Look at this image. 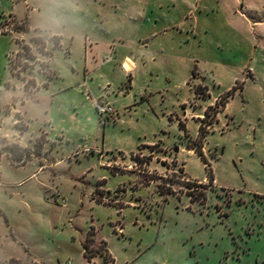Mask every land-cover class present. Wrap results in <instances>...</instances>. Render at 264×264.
<instances>
[{"label":"rangeland","instance_id":"1","mask_svg":"<svg viewBox=\"0 0 264 264\" xmlns=\"http://www.w3.org/2000/svg\"><path fill=\"white\" fill-rule=\"evenodd\" d=\"M131 5L136 8L139 2ZM178 5L187 7V1L178 0ZM164 6L168 13L170 4ZM126 18L127 0H0V85L9 88L0 93V150L19 143L20 137L21 145L33 152L29 160L24 155L16 163L8 154L0 158V264H264V83L247 86L219 122L215 110H210L204 124L208 158L203 153L212 164L211 181L201 158L188 150H203L198 121L189 119L182 129L169 119L189 118L183 116L181 103L195 102L194 92L182 87L185 65L150 66V72L169 71L176 79L155 97L152 91L144 95L139 80L134 92L148 105L131 116L127 113L124 124L110 121L97 130L93 128L97 122L80 127L56 121V132L43 135V105L51 100L44 90L38 94L42 104L30 108L27 121L11 112L12 101L23 88L22 78L29 90L37 85V73L52 74L48 68L52 52L34 42L33 33L24 37L25 28L36 27L46 39L57 35L52 38L55 47L61 38L62 47L53 51L54 71L73 72L86 58L118 82L120 66L112 63L103 70L106 57L114 55L106 48H99L102 55L89 54L90 50L85 54L83 40L88 36L102 41L107 24L100 23L107 22L114 38L144 42L145 32L127 31L122 24ZM196 23L201 26L200 20ZM186 37L182 29H175L156 40L183 43ZM216 38L206 34L202 39L205 50L213 52L209 62L216 60L214 52L220 54L213 45ZM223 77L216 87L209 82L214 95L232 85L235 77L245 81L236 68ZM243 100L249 106L244 107ZM133 139L156 141L161 147L137 152L116 168L106 167L110 156L99 153L103 141L112 150L129 151L135 150ZM38 144L41 149L35 153Z\"/></svg>","mask_w":264,"mask_h":264},{"label":"crops","instance_id":"2","mask_svg":"<svg viewBox=\"0 0 264 264\" xmlns=\"http://www.w3.org/2000/svg\"><path fill=\"white\" fill-rule=\"evenodd\" d=\"M133 1L139 2V6L132 8L131 3ZM186 1L187 7L186 4L184 7L178 5V0H160V2L155 3L156 5L151 4L152 0H127V18L124 19L122 24L127 27V31L132 33L145 32L141 37L146 38V40L139 42V45L137 42H126L114 38L110 23L107 22L100 23L101 26L107 24L106 28L103 29L105 33L102 41L94 37L86 36L84 38L85 54L88 50H90L89 54H93L98 52L99 48H106L109 53L114 55L113 57L109 55L106 57V59L109 57L110 61L104 60L107 65L104 66L103 70H106V66L112 63L120 66L121 78L118 82H115V78L111 74H105L98 67L93 68L90 65L91 61L87 62L86 58L84 66H75L72 68L73 72L66 71V69L62 73L54 71L51 68L55 56L53 51L56 52L58 47H62L61 38L59 37L60 46L55 47L51 44L53 43L52 38L58 37L57 35L52 34L46 39L40 36L36 27L31 26L29 32L23 33L24 37L33 33L30 37L32 40L35 37L46 39V49L52 52L48 67L52 74L49 76L44 72L37 73L35 76L37 85L33 89L27 90L26 80L17 73V76L23 79V88L19 90L18 98L14 97L10 105L11 112L18 114L21 120L27 121L28 114H31L30 108L42 104L38 94L41 90H44L50 92L51 100L48 106L43 105L45 107L41 118L45 126L44 131L41 133L43 135L49 137L56 132V121L61 123L71 121L70 124L75 123L80 127H83L84 123L93 124L97 122L98 127L93 126L97 130L101 125L109 124L110 121L124 124V121H127V113L131 116L136 114L138 108L142 105H148L144 98L139 102V96L134 92V86L137 85L139 80L142 83L144 95L147 96V91H152V96L155 97L161 90L164 91L167 87H170L176 79L169 71L163 70L154 74L148 70L149 67L152 66L150 69L162 68V65L177 63L185 65V69H187L181 83L184 89L194 92L195 102L191 103L190 106L185 100L181 103L183 110L186 111L183 116H189V118L178 117L173 119L168 116L170 121L177 122L179 126L181 123L186 126L189 119L196 120L200 128V123L205 118L206 111L210 107L216 106L227 92L234 87H238L235 96L227 102L225 110H221L218 114L217 122H219L223 113L228 110L231 101L238 95H243L247 86L264 83V0H195V3H193L194 0ZM164 3L170 4L166 8L168 13L164 10ZM194 15V19H197L192 22ZM199 20L201 21L200 27L196 23H199ZM175 29H182V32H185L188 36L184 38L183 43L169 39L166 42L165 39L156 40L174 33ZM190 33L192 35L196 33L197 36L191 39ZM206 34L217 37L213 45L216 44L218 50H220L219 55H215L214 52L216 60H211V62L207 58L208 56L213 57L212 49L206 51L205 43L202 40L206 38ZM208 45L211 44L208 43ZM69 48L68 54L71 55L73 44ZM103 53L104 51H101L97 54L102 55ZM127 65L131 69L127 70ZM235 68L244 75L245 81L237 80L238 78L235 77L232 85H229L224 91L219 90L214 95L209 82L212 80L214 87H216L221 83L222 77L232 74ZM38 74H44L45 77L38 78ZM78 78L80 79L79 83L72 85ZM57 84L59 85L58 88ZM146 87H149V89H146ZM200 87L206 89V97L197 94ZM8 89L6 86L0 85V93ZM22 97H25L24 101H20ZM77 100L80 102L78 103ZM95 101H105L111 104L116 114L102 119L95 109ZM243 101L244 107L249 106L248 101ZM69 102H71L70 107L66 110V103ZM26 128L28 129V126ZM41 134H39V137ZM208 137L207 135L205 142L208 141ZM21 140L22 138L18 137L16 142H19L17 144L23 147L20 143ZM205 142L203 152L208 158ZM131 144L135 150L127 151L126 147L112 150L109 148L108 142L104 140L101 150H99V147L97 149L101 155L110 156L107 159L106 167L111 164L116 168V166L124 164L127 158L137 152H144L154 146L161 147L156 144V141L146 139H133ZM83 146L86 147V145ZM23 148L29 147L24 146ZM86 150H88L87 147ZM188 150L198 155L192 147ZM95 152L93 150V153ZM109 253L111 254L110 251Z\"/></svg>","mask_w":264,"mask_h":264},{"label":"trees","instance_id":"3","mask_svg":"<svg viewBox=\"0 0 264 264\" xmlns=\"http://www.w3.org/2000/svg\"><path fill=\"white\" fill-rule=\"evenodd\" d=\"M25 32H29L30 31V27L28 26L27 28L24 29ZM34 42H42L43 46L46 48V42L40 38V37H35L33 38ZM56 46H60V41L58 42V44H56ZM27 49H29V47H26ZM30 50V49H29ZM42 52V51H40ZM20 55V53H18ZM12 63V61H11ZM13 68V67H12ZM13 70H16L13 68ZM28 88V87H27ZM205 88L200 87L197 91V94L206 97V89L205 92H202V90ZM238 87H234L232 90H230L229 92H227V94L225 96H223V98L221 99V101L223 102L222 105L219 107L218 104L216 105L217 107H219V109H215V106L210 107L207 111H206V116L204 119H202V124L199 128V135L201 136V139L199 141V146H201V148L204 147V142L205 139L207 137V133L208 131L205 130V126L204 124L207 123L208 124V118L211 116V111L210 110H215L216 115H218L221 110H225V107L227 105V102L230 100V98H232L233 96H235L236 92L238 91ZM214 122H209V125H212ZM18 125V124H17ZM181 128L182 129H186L185 124L181 123ZM36 151L35 153H37L38 150L41 149V144H38L36 146ZM156 147V146H154ZM193 149H195L196 153L198 154V156L201 158L202 162L204 163V165L206 166V170H207V179L209 181L212 180L213 176H214V172H213V168H212V164L207 160L206 156L203 153V150H198L197 147H192ZM3 154H8L11 161L13 163L19 162V160L25 155L28 160L31 158L33 152H31V149H25L17 144H12V145H7L6 147H4L2 150H0V158L2 157ZM138 160V159H137ZM201 186L203 187H207L208 183H200ZM192 198V194H189ZM166 196V195H165ZM196 198V197H195ZM202 199H205V195L202 197ZM192 201H196V199L192 200ZM90 234V232H89Z\"/></svg>","mask_w":264,"mask_h":264},{"label":"built area","instance_id":"4","mask_svg":"<svg viewBox=\"0 0 264 264\" xmlns=\"http://www.w3.org/2000/svg\"><path fill=\"white\" fill-rule=\"evenodd\" d=\"M106 61H110V58L108 57ZM94 106L98 115L101 117L108 118L116 114L112 105L105 101H95Z\"/></svg>","mask_w":264,"mask_h":264}]
</instances>
